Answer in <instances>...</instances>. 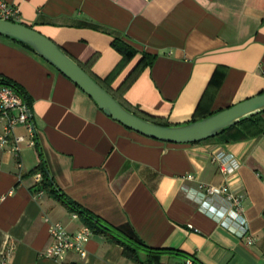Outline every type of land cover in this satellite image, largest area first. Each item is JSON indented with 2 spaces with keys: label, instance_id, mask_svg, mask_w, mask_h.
<instances>
[{
  "label": "crops",
  "instance_id": "1",
  "mask_svg": "<svg viewBox=\"0 0 264 264\" xmlns=\"http://www.w3.org/2000/svg\"><path fill=\"white\" fill-rule=\"evenodd\" d=\"M4 1L18 9L16 21L113 92L135 63L121 65L113 38L130 44L136 59L152 55L118 96L141 116L180 126L264 92V0ZM0 77L23 89L35 130V145L22 142L17 158L0 150V264H137L94 232L84 259L41 256L50 245L46 218L69 234L84 224L37 189L38 153L63 195L146 247L177 249L201 264H264V132L249 135L238 125L196 144L148 139L106 116L34 51L1 36ZM15 135L28 139L22 126ZM219 151L234 156L238 170L222 174L213 158ZM200 184L241 196V211L231 218L235 207L225 196H207ZM157 261L187 260L161 254Z\"/></svg>",
  "mask_w": 264,
  "mask_h": 264
},
{
  "label": "water",
  "instance_id": "2",
  "mask_svg": "<svg viewBox=\"0 0 264 264\" xmlns=\"http://www.w3.org/2000/svg\"><path fill=\"white\" fill-rule=\"evenodd\" d=\"M0 36L7 37L35 52L43 61L56 69L84 92L98 109L118 124L148 139L163 143L196 144L235 126L238 121L264 112V92L251 96L235 105L225 107L210 116L180 126L154 124L128 111L117 99H113L102 86L97 85L88 73L71 60L60 47L48 37L37 33L34 28L20 22L0 20Z\"/></svg>",
  "mask_w": 264,
  "mask_h": 264
},
{
  "label": "built area",
  "instance_id": "3",
  "mask_svg": "<svg viewBox=\"0 0 264 264\" xmlns=\"http://www.w3.org/2000/svg\"><path fill=\"white\" fill-rule=\"evenodd\" d=\"M18 9L12 5L6 4V1L0 0V20H6L9 22L17 23ZM22 94L17 90H14L8 84L0 83V150H4L13 157L17 158L20 152L21 143L27 147H33L35 145L34 131L33 130V116L31 115L30 107L23 101ZM23 127L28 134V139L24 136L15 135V129ZM216 164L219 166V170L222 174L232 173L240 167L237 159L227 152L219 151L213 154ZM20 167V165H19ZM35 182H39L41 179V173L36 172L34 174ZM186 178L192 180L191 176L186 175ZM205 191L207 196H219L224 195L226 202H229L235 210L230 214L231 218L236 217V214L241 211V196L234 195L228 191L225 186L216 187V185H199ZM40 194V193H39ZM72 218H77L76 213H72ZM48 225V238H50V245L46 247L41 256L50 260H54L57 263H62L66 259V255L69 252H74L79 259H84L86 256V250L84 246L90 240V236L93 233L87 226H82L76 233L69 234L67 230L57 222H49L46 218L44 220ZM243 221L240 223V230L244 231ZM252 239H247L246 243L249 244ZM186 264H191L190 260L186 261Z\"/></svg>",
  "mask_w": 264,
  "mask_h": 264
},
{
  "label": "trees",
  "instance_id": "4",
  "mask_svg": "<svg viewBox=\"0 0 264 264\" xmlns=\"http://www.w3.org/2000/svg\"><path fill=\"white\" fill-rule=\"evenodd\" d=\"M110 45L114 47L116 52L119 53L120 57L122 58L121 65L127 64L128 62H131L133 59H135V63L133 64L132 67H130L127 70L126 76L123 78L122 82L119 83L115 92L111 91L107 86H103L102 83H100L91 73H89L88 70H86L87 67L83 65H79L78 63L77 64L82 68V70L85 73H88L90 77L96 81L97 85L102 86L104 90L107 93H109L113 99H117L118 102L122 106H124L121 103V99L118 98L121 91L126 89V87L128 86V83L130 81H133L143 68L145 69L152 65L154 61V57L152 55L140 53V55L136 59L135 58L136 51L130 46V44L124 43L122 40H119L117 38H113V40L110 42ZM23 47L26 48L25 46ZM92 62L93 60H91L89 63L91 64ZM121 65L118 68H120ZM0 83L2 84L6 83L8 84V86L12 87L14 90H17L18 92H20L22 94L23 101L29 106L28 100L26 99L27 97L24 94L23 89H21L20 87H17L13 82L9 81L7 78L4 79L0 77ZM132 113L138 117L145 118L147 121L151 123L159 124L163 126H169L166 123L159 120V118L151 119V118H147L144 115L141 116L135 112H132ZM262 113L264 112H261L258 114L254 113L252 114V116H249L248 118H244L242 120L240 119L235 126L241 125V127L244 128L246 130V133H248L249 135L261 134L264 132V121L260 119ZM206 117L199 118V119L201 120ZM197 120H193V121H197ZM37 156L40 158L39 165H36V167L32 170L33 174H35L38 171L39 173H41V179L39 182L36 183L37 189H39V191H43L44 194H46V196L48 197L52 196L55 200H57L60 204H62L63 207H65L66 210H68L70 213H76L79 216L81 223L87 226L95 234H101L102 236L107 238L109 242L114 243L117 246L121 247L123 255L128 260L136 262L137 264H159V261H157V259L161 256V254H164V255L177 254L178 256H181L185 260H190L191 264H201L197 260H195L193 257H191V255L188 256L187 254L177 251V249L171 250V249H164V248H161V249L149 248V246L146 247L141 242H139L135 237L133 238L132 236L123 235L121 230L109 227L108 225H104L97 219L96 216H94L93 213H90L87 210H84L83 208L80 207L79 204H76L75 202H73L68 197L62 194V192L58 189L56 184L52 182V177L48 175V172L45 169L44 160L41 157L40 153H38ZM139 251L144 252L146 255L145 261L143 262H140L138 260L137 254Z\"/></svg>",
  "mask_w": 264,
  "mask_h": 264
}]
</instances>
